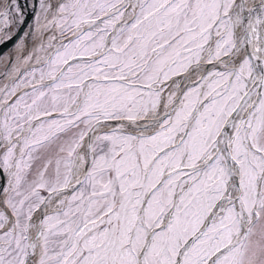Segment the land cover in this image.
Masks as SVG:
<instances>
[{
    "label": "snow or ice",
    "instance_id": "6c2138e0",
    "mask_svg": "<svg viewBox=\"0 0 264 264\" xmlns=\"http://www.w3.org/2000/svg\"><path fill=\"white\" fill-rule=\"evenodd\" d=\"M37 3L0 87V264H264V0ZM26 15L0 0V45Z\"/></svg>",
    "mask_w": 264,
    "mask_h": 264
},
{
    "label": "water",
    "instance_id": "95a60500",
    "mask_svg": "<svg viewBox=\"0 0 264 264\" xmlns=\"http://www.w3.org/2000/svg\"><path fill=\"white\" fill-rule=\"evenodd\" d=\"M20 2L22 10L27 13L26 20L24 24L18 26L19 30L15 32L12 40L8 41L6 44L0 45V68L2 67V70L0 69V78L5 77L4 73L11 72V66L15 62L14 49L19 39L23 38L29 49L33 47V44L29 42V37H25L24 33L34 32L35 16L39 12L38 3L37 0H20ZM4 56H7L8 59H3L2 57ZM3 61H5L4 66H2ZM23 70L24 69L21 70L22 73L24 72ZM8 80H11V78L8 77ZM6 186V177L0 178V190Z\"/></svg>",
    "mask_w": 264,
    "mask_h": 264
},
{
    "label": "bare ground",
    "instance_id": "6f19581e",
    "mask_svg": "<svg viewBox=\"0 0 264 264\" xmlns=\"http://www.w3.org/2000/svg\"><path fill=\"white\" fill-rule=\"evenodd\" d=\"M255 2H258V0H255ZM4 62L5 61H3L2 66H4ZM32 67H39V65H35V61L33 60L29 63V65L27 67L21 66V70L24 69L23 71L25 72V71H28L29 69H32ZM0 69L2 70V67ZM12 82H13L12 78H11V80H8V77H6V76L3 78H0V87H3L5 84H11ZM24 90H27V89H23L22 91H24Z\"/></svg>",
    "mask_w": 264,
    "mask_h": 264
},
{
    "label": "rangeland",
    "instance_id": "374dc122",
    "mask_svg": "<svg viewBox=\"0 0 264 264\" xmlns=\"http://www.w3.org/2000/svg\"><path fill=\"white\" fill-rule=\"evenodd\" d=\"M31 69H29L28 71H30ZM24 91H31V89H27V90H24ZM19 94V93H18ZM53 147H55V146H53ZM49 151H51V150H49ZM43 194H47V193H43Z\"/></svg>",
    "mask_w": 264,
    "mask_h": 264
}]
</instances>
